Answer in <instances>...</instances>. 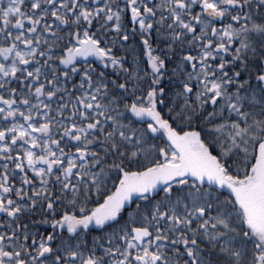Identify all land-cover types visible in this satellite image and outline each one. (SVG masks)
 Instances as JSON below:
<instances>
[{"label": "snow or ice", "instance_id": "obj_1", "mask_svg": "<svg viewBox=\"0 0 264 264\" xmlns=\"http://www.w3.org/2000/svg\"><path fill=\"white\" fill-rule=\"evenodd\" d=\"M0 264H264V0H0Z\"/></svg>", "mask_w": 264, "mask_h": 264}]
</instances>
